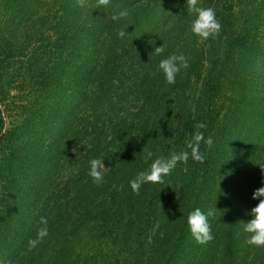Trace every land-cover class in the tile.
<instances>
[{"label":"trees","instance_id":"1","mask_svg":"<svg viewBox=\"0 0 264 264\" xmlns=\"http://www.w3.org/2000/svg\"><path fill=\"white\" fill-rule=\"evenodd\" d=\"M96 5L0 0V264H264L243 225L264 186V0H200L222 25L207 40L186 0ZM171 54L189 64L174 84L158 69ZM13 90L23 107L10 115ZM197 123L214 141L205 161L134 193L153 160L190 153ZM92 159L109 169L100 185ZM197 208L215 210L207 244L187 223ZM41 217L48 236L29 249Z\"/></svg>","mask_w":264,"mask_h":264},{"label":"clouds","instance_id":"2","mask_svg":"<svg viewBox=\"0 0 264 264\" xmlns=\"http://www.w3.org/2000/svg\"><path fill=\"white\" fill-rule=\"evenodd\" d=\"M78 2L83 6L85 0H78ZM110 4L111 0H97L96 6L108 7ZM186 8L189 14L195 15L196 17L191 23V32L194 35L203 40L215 38L220 35L222 25L219 20H217L213 8L200 6V0H186ZM130 14V10L123 9L113 14L111 19L113 21H119L129 17ZM117 34L121 39L130 35V33L126 32L124 29H119ZM165 50V45H162L155 47L153 52L155 55L160 56ZM188 67L187 58L183 54H171L167 58L162 59L158 65L159 71L164 74V78L169 84H174L181 70ZM206 127L204 123H197L195 125L196 131L192 139L187 143V149H190V153L189 151H173L167 158L158 157L153 160L148 170L139 172L137 176L130 181L132 191L138 195L141 187L145 184H163L164 178L169 176L178 164H186L189 157L195 162L203 163L206 159V155L200 150L201 144L203 143L211 147L214 143L211 136L206 139L203 131H201V129H205ZM153 155L152 151H145L143 149V159L145 163L152 160ZM108 170L109 169L105 167L104 159H92L90 161L89 176L97 185L104 182V174ZM184 171H187V168H185ZM253 199L259 200V203L250 213L253 219L247 223H241L244 225V231L250 234L246 243L255 247H264V186L255 190ZM214 215L215 210L213 209H209L207 214H205L199 208L189 214L187 223L197 243L207 244L214 239L209 223V217ZM40 223L42 227L38 231L37 239L29 241V249L35 247L38 242L48 236L47 218L41 217Z\"/></svg>","mask_w":264,"mask_h":264},{"label":"rangeland","instance_id":"3","mask_svg":"<svg viewBox=\"0 0 264 264\" xmlns=\"http://www.w3.org/2000/svg\"><path fill=\"white\" fill-rule=\"evenodd\" d=\"M33 30H36L35 28H32ZM28 35H29V33H27ZM32 35H34V33H32L31 34V36ZM30 36V37H31ZM25 37H26V35H25ZM25 37H23V38H25ZM40 45V44H39ZM21 65H22V63H21ZM19 71L21 74L24 72V70L22 69V70H20V65H15L14 67H12V68H10L9 70H8V74H11L13 71ZM19 72H17V73H13V77H11L10 75H9V79L10 80H16V82H14L13 83V86L15 87V86H20L21 85V81H20V79L19 78H17L18 76H19ZM25 82H26V77H25ZM27 84V83H26ZM19 90V89H18ZM17 93V90H13V91H11V97H16L17 96V99L15 100V104L14 105H11L10 106V115H15L16 114V112L17 111H21V107H23V104H22V99H20L19 97H18V94H16ZM28 100V99H27ZM10 101H11V98H10ZM4 158V154H3V152L0 150V161H1V159H3Z\"/></svg>","mask_w":264,"mask_h":264}]
</instances>
